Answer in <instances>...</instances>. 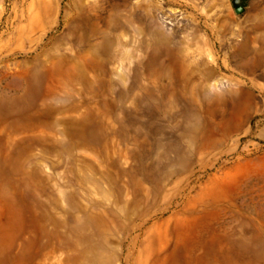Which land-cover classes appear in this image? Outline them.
Listing matches in <instances>:
<instances>
[{
  "label": "rangeland",
  "instance_id": "rangeland-1",
  "mask_svg": "<svg viewBox=\"0 0 264 264\" xmlns=\"http://www.w3.org/2000/svg\"><path fill=\"white\" fill-rule=\"evenodd\" d=\"M0 0V264H264V0Z\"/></svg>",
  "mask_w": 264,
  "mask_h": 264
},
{
  "label": "water",
  "instance_id": "water-1",
  "mask_svg": "<svg viewBox=\"0 0 264 264\" xmlns=\"http://www.w3.org/2000/svg\"><path fill=\"white\" fill-rule=\"evenodd\" d=\"M233 5L235 6L236 12L240 13L244 10V7L240 5V0H233Z\"/></svg>",
  "mask_w": 264,
  "mask_h": 264
}]
</instances>
